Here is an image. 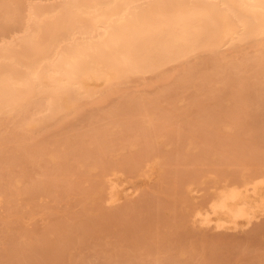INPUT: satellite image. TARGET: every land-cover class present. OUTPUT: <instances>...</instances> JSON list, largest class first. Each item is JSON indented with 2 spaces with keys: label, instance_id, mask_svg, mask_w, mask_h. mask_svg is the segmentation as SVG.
<instances>
[{
  "label": "rangeland",
  "instance_id": "obj_1",
  "mask_svg": "<svg viewBox=\"0 0 264 264\" xmlns=\"http://www.w3.org/2000/svg\"><path fill=\"white\" fill-rule=\"evenodd\" d=\"M52 1L58 2L59 0L18 1L20 8L19 10H14L19 16H17V18H19L17 19L18 21L13 19H6L5 21V17L3 18L4 14L0 11V25L2 26L5 22L2 27L0 26V43L4 42L5 39L6 41L10 39L17 41L18 36L25 31V22H27L31 16L29 12L33 10V8L30 9L28 6L31 4H50ZM263 37L264 36H257L254 38L255 40L250 42H239L237 40L227 43L224 42V44L215 48L213 50L214 52L211 51L212 49L198 48V50L195 49L190 51L182 58H178V60L175 59L165 63L161 67L159 66L160 70L157 67L156 71H154L155 69L153 70L154 72L132 73V75L130 74L124 81L119 80V82L117 81L118 79H115L111 82L104 81L103 83L100 79L94 80V85H92L93 81H91L90 86L91 88L95 87V95L93 93V96L89 95L88 98V95L83 94L82 96L81 94L79 96L81 98H78L79 101L77 100V108L75 106L69 108L70 110H60L53 114L54 117L51 115L52 118L49 116L51 114L50 111L46 109L48 102L45 97L34 98V100L29 103L30 105L27 104L22 110L12 111L10 114L11 116L9 114L0 113V140H2L0 141L2 147H0V150H3L2 153L0 151V157L5 159L3 163L2 159L0 161V169H3L0 170L1 172L3 171L2 173L0 172L2 174L0 175V264H10L11 260L12 264H264L263 216L256 220L253 219L249 224L233 230L227 228L215 229L199 226L196 225V223L192 224V215H190L193 211L192 205L195 204V206H200L205 203L207 205L209 200L208 197L210 198V196L206 195L215 193L221 184H225V182L226 184H231L236 179L241 180L243 178H248L252 176V173L253 175L259 174L260 172L264 173V52L263 55L260 56L261 45H259ZM253 43H255V45ZM260 57H262V59ZM188 65H190V68L187 67ZM185 68L189 69L190 72L185 76H181L183 72H186ZM156 73L158 76H156ZM160 77L162 78L160 79ZM205 78H207V81ZM105 82L109 85L107 83L104 85ZM95 90H93V92ZM157 90L159 91L158 93ZM94 96H96V98ZM101 96L106 98L99 100ZM149 97H151L154 102L150 101ZM43 101H45V103ZM135 101L139 102V105ZM148 101H150V103ZM129 102L136 103V109L135 106L129 109L127 107ZM116 103H119V106ZM35 105L38 106L35 107ZM144 105L146 106L145 109ZM138 108L139 110H137ZM142 110L148 113L147 117L149 118L144 117L147 114L144 111L142 112ZM169 111L172 113H169ZM184 111H186L185 114ZM47 113L50 114L47 115ZM130 113L132 114L130 115ZM206 114L208 116L204 117ZM55 115L57 116L55 117ZM209 115L211 116L209 117ZM46 117L48 118L46 119ZM30 118L31 120H39L40 118V121H35L34 126L33 124H25ZM174 118L177 121L173 120ZM21 119L25 120L23 121ZM122 119L124 120L123 122L121 121ZM165 119L167 121H164ZM156 120H159V124ZM180 121L182 123H180ZM153 123H156L155 126L157 129L152 127L154 125ZM147 124H150L152 129H146L145 126ZM210 124L212 126H207ZM171 125L173 126L171 127ZM204 125H206V128ZM26 126L30 127L26 129ZM194 127H196L195 130ZM190 128L192 131H190ZM211 128L213 130H211ZM95 129H102L107 133V141H104L102 150L98 148L95 149L98 145L95 142H92V145H88L91 144L88 139L89 134H91V131L94 132ZM141 130L142 132H140ZM159 130L160 132L162 131V136L158 133ZM139 133L141 134L139 135ZM199 133L201 134L199 135ZM4 134H7V137H5ZM164 134L166 137H163ZM202 134L205 135L203 136ZM72 135L74 136L72 137ZM145 135L146 138L144 137ZM18 137L21 138L20 141ZM78 137L79 140L81 139V142L75 139ZM162 137L164 138L163 142L159 141V145L157 146V140H161ZM220 137L221 139H219ZM40 138L41 141L44 140L42 142L44 144H42V147H40ZM16 139L18 141H16ZM53 139H55V141ZM69 139L75 140L74 143L73 141L70 143ZM36 140L37 142H35ZM38 140L40 146L38 145L37 147ZM109 140H112V142ZM206 141L207 146H205ZM19 142L23 145L22 149V145H20ZM34 142L35 144H33ZM63 142H65V145ZM143 142L146 143L144 144ZM176 142L178 143L177 145ZM48 143H50V145ZM200 143H203V145ZM46 144H48V146ZM53 144H56L57 147L54 145L56 150H51L53 149ZM74 144L76 146H74ZM129 144L130 146L132 145L131 148H134L136 145L140 150L136 147L138 152L135 153L137 149H130ZM58 145L61 146L59 147ZM14 146L17 148L15 149ZM62 147L64 148V152ZM72 147L77 148L74 149ZM206 147H208V149ZM39 148L41 150H39ZM189 148L191 151L199 149L201 151L205 148L206 158L203 156L205 153L203 150L202 153L199 151V154H193V151L188 152L189 150L187 149ZM195 148L197 149L194 150ZM12 149L15 150L16 153ZM33 150L39 151L36 153V151L33 152ZM45 151L46 153L44 155L42 152ZM47 151L49 155L54 157L56 162L60 159L63 160H60L64 162L62 172H60L61 170L57 165L58 163H53L50 160L45 161L46 158L48 159ZM60 151L65 157L62 155L59 156L61 154ZM165 151L168 154L167 156L164 154L166 153ZM25 152L26 154H23ZM32 152L34 154H32ZM116 152H119L121 156L119 153L117 155ZM8 153H10V156ZM180 153H182V155ZM224 153L229 156V159L224 161L225 163L219 160L220 156ZM16 154L17 156H15ZM78 154L81 156L85 155V159L82 157V161ZM112 154L115 156L113 155V157H111ZM200 154H202L201 157L203 156L205 159L198 157ZM209 154L212 155V158ZM219 154L220 156H217ZM184 155L185 157L183 159ZM44 156H46V158ZM160 156L164 158L161 159ZM192 156L194 159H192ZM16 157L18 159L15 161ZM176 157L177 159H175ZM188 157L190 161L189 159L187 160ZM86 161L87 163L85 164ZM213 161L217 163H213ZM79 162L80 166H78ZM8 164L10 166H8ZM160 164L162 168H160ZM163 164L167 168H164ZM52 165H55L54 167L56 168H53ZM82 166H85V168ZM174 166L176 167L174 168ZM8 167H10V171H8ZM68 167L69 169H67ZM163 168L169 174L162 171ZM103 169H106V171ZM23 170H25V173ZM171 170L172 172H170ZM102 171L105 172V174L108 171V175H101L100 172ZM175 171L178 173L180 171L179 177L177 175L178 173ZM22 173L24 174L22 175ZM54 173H56L55 176ZM161 173H165L166 176L164 174L163 176L160 175ZM48 174L52 175V179ZM99 174L101 175L100 178L98 177ZM108 176H116L117 180L120 181V185L127 187L132 186L133 190L135 189L134 193L130 194L131 196L129 195V197L124 196L120 198V201H116L117 203L107 202L105 199L107 196V188L104 186L106 185L105 182ZM167 177H170L168 178L169 180H166ZM173 177L176 178V180ZM97 180H102L100 182L104 185L102 189L104 194L101 193L100 190L99 192L94 189V187H97L96 184L99 183ZM165 181L167 182L165 183ZM95 182L96 184H94ZM31 183H34L35 186L33 185L32 187ZM167 183L170 189L166 186ZM184 184L187 189V192H185V202L181 201L183 199L180 198L177 193L178 189L181 190L180 187L184 192ZM41 185L42 188H40ZM161 186H163V188H161ZM164 187L167 190H164ZM26 188H28V190ZM161 189L163 191H161ZM92 190L95 191V194L97 193L94 196L96 199L91 197L93 194ZM57 191H59V193ZM91 191L92 193H90ZM80 192L81 195L79 196ZM208 192L211 193L208 194ZM50 193L55 194L51 195ZM61 193H63L64 196ZM101 194L104 196L102 197ZM98 195L101 196L99 198L100 202L97 200ZM204 199L207 200V202ZM94 200H97L99 204L96 202V205L93 204L94 202L92 203V201ZM129 201H132V203ZM201 201H205L204 204H200L202 203ZM101 202H104L103 205ZM127 202L130 204L128 207L126 206ZM124 204L127 211L126 208L123 207ZM94 205L96 207H94ZM134 205L136 208H132ZM119 207L120 211L125 209L126 212L123 211L125 213L121 214V212L112 211L114 209V211H116ZM121 208L124 209L121 210ZM21 211H23L24 214H22V217H19L21 215L18 214L22 213ZM104 211L108 212L103 213ZM108 213L109 215L112 214L110 217H113L111 219L113 222L109 220L110 217L109 215L107 216ZM115 213L117 214L115 215ZM126 213H128V216L124 215ZM132 213L133 218L131 216ZM129 215L131 217H129ZM99 217H102V219H99ZM127 217L131 220L130 223ZM95 218H98L101 222L98 223V219ZM121 218L123 219L120 222ZM107 220L112 224L107 222ZM90 221L93 222L91 223ZM94 221H96L95 225H93ZM131 223L133 224L132 226ZM92 226L94 228H92ZM140 227L141 229L143 228L142 231L141 229L139 230ZM123 229L125 232L122 231ZM41 237L43 239H48L49 242L48 240L43 241ZM39 241H43L42 243H44V245H40L41 243ZM48 243H50V245ZM8 244L11 247H9ZM5 249L7 251H5ZM23 251L24 253H22ZM17 252L19 254H16ZM12 254L17 257L12 256ZM21 255H23V257ZM18 256L20 257L18 258ZM17 258L21 259V261Z\"/></svg>",
  "mask_w": 264,
  "mask_h": 264
},
{
  "label": "bare ground",
  "instance_id": "obj_2",
  "mask_svg": "<svg viewBox=\"0 0 264 264\" xmlns=\"http://www.w3.org/2000/svg\"><path fill=\"white\" fill-rule=\"evenodd\" d=\"M18 1H20V0H0V11L3 12L4 16L3 15L2 16H3V18L5 17L4 18L5 21H6V19L7 20L13 19L15 21H18L17 20V19H19V18H17L18 14L14 11V10H19V8H20ZM52 2L50 4L49 3L31 4V5L28 4V5H30L28 7L30 9L33 8L34 11L33 10H31L33 12L28 11L31 14V16L28 19V21L25 22L26 23V26L24 25L25 31L22 32V34H20L19 36L16 35V36H18L17 41L16 40L13 41L11 39H10L11 41L10 40L6 41V39H5L4 42L0 43V113H2V114H9L10 115L12 113V111H16L19 109L22 110L24 107H26L27 104H29L32 100H34V98L37 99V98L45 97V98H47V102H48L47 106H46L47 108L46 107L45 108L48 109L51 113V114L47 113V115L50 114L49 116H51V115L53 116V114H55L56 112H58L60 110L69 109V108H72L75 106L77 108V105H78L77 102L79 101L78 98H81V97H79L81 94H82V96H83V94L88 95L87 96L88 98H89V95H92L93 93L95 95L96 90H95V87L91 88V86H90L91 81H93L92 85L95 84L94 80H100V79L102 80L103 83H104V81L111 82L112 80H115V79H118L117 81H119V80L124 81V80H126V78L129 77L130 74L132 75V73H134V74L136 72H142V73L145 72L146 73L148 71H153L154 69H155L154 71H156L157 67L159 69V66L161 67L165 63L170 62V61L175 60V59L178 60V58L180 59V57L182 58L183 56L188 54L190 51H193L195 49L198 50V48H202V49L208 48V50L212 49L211 51H213L215 48H218L220 45L224 44V42L225 43L233 42L235 40H237L239 42H241V41L250 42V41L255 40L254 38H256L257 36H264V0H59L58 2H55V1H52ZM11 10H12V12H11ZM1 19H2V17H1ZM15 21H13V22H15ZM2 22H1V24H2ZM4 24H5V22H4ZM13 37H15V36H13ZM1 39H2V37H1ZM258 42H257V44H258ZM253 44L255 45V43H253ZM259 45H261L260 56H262L263 52H264V37L262 39V42H260ZM199 50H201V49H199ZM256 53H257V51H256ZM260 58L262 59V57H260ZM203 63H204V61H203ZM260 63H262V62H260ZM189 66L190 65H188L187 67H189ZM260 69H261V67H260ZM181 70H182V68H181ZM185 70H186V72H183V73L181 71V73H182L181 76H183V75L185 76V75L189 74L190 70L186 69V68H185ZM174 74H176V73H174ZM212 74H213V72H212ZM178 75L180 76L179 73H178ZM156 76H158L157 73H156ZM161 76H162V74H161ZM162 77H160V79ZM173 77H176V76H173ZM190 77H191V75H190ZM180 78H183V77H180ZM202 78H203V76H202ZM205 79L207 81V78H205ZM224 79H225V77H224ZM182 80H184V79H182ZM117 81H115V82H117ZM171 81H173V80H171ZM201 81H204V80H201ZM107 82H105L104 85H106ZM186 84H187V82H186ZM166 86H168V85H166ZM160 87H161V85H160ZM172 87H173V85H172ZM107 89H109V88H107ZM93 90H95V91L93 92ZM107 91H106V93H107ZM111 91H113V90H111ZM158 92L159 91L157 90V93ZM125 94H126V92H125ZM103 96H105V95H103ZM94 97L96 98V96H94ZM102 98L105 99L106 97L104 98L101 96L99 100H101ZM137 98H139V97H137ZM137 98H136V100H137ZM149 98H150V101L154 102V100L151 99V97H149ZM236 98H237V96H236ZM142 99H143V97H142ZM39 100H41V99H39ZM150 101H148V102L150 103ZM43 102L45 103V101H43ZM80 102H79V105H80ZM142 102H143V100H142ZM142 102H141V104H142ZM153 102H151V103H153ZM136 103L139 105V102H136ZM136 103L129 102L127 107L130 109V108H133V106H135V109H136V106H137ZM38 105H35V107ZM78 107H80V106H78ZM114 108H115V105H114ZM145 108H146V106L144 107V109ZM73 109H75V108H73ZM110 109H111V106H110ZM137 110H139V108ZM45 111H47V110H45ZM143 111L145 112V110H142V112ZM23 112H24V110H23ZM76 112H77V109H76ZM96 112H98V111H96ZM120 112H122V111H120ZM172 112H173V110H172ZM172 112L169 111V113H172ZM185 112L186 111H184V114H185ZM18 114H21V113H18ZM131 114L132 113H130V115ZM146 114L147 115L144 117L149 118V117H147L148 113H146ZM203 114H204V112H203ZM29 115H28V117H29ZM103 115H105V114H103ZM171 115H174V114H171ZM213 115H215V114H213ZM52 116H51V118H52ZM56 116L57 115H55V117ZM206 116H208V115L206 114L204 117H206ZM210 116L211 115H209V117ZM6 117H8V116H6ZM48 117H46V119ZM163 117H164V115H163ZM182 118H183V116H182ZM57 119H58V117H57ZM160 119H163V118H160ZM21 120L24 121L25 119H21ZM51 120H53V119H51ZM173 120H175V118ZM35 121H40V118H39V120H31V118H30V120L25 122V124H27V125L33 124V126H34ZM113 121H115V120H113ZM121 121L123 122L124 120L122 119ZM144 121H146V120H144ZM164 121H167V120L165 119ZM175 121H177V120H175ZM109 122H110V120H109ZM141 122H142V120H141ZM146 122H148V121H146ZM157 122L159 124V120ZM51 123H54V122H51ZM171 123H172V121H171ZM180 123H182V122L180 121ZM153 124L154 125L152 127L157 129L155 126L156 123H153ZM173 125H171V127ZM199 125H200V123H199ZM199 125H198V127H199ZM37 126H39V125H37ZM97 126H99V125H97ZM113 126H110V127L114 128ZM204 126L206 128V125H204ZM207 126H212V125L210 124ZM27 127H30V126H26V129H27ZM152 127L150 126V124H147L145 126V128L149 129V130H150V128L152 129ZM180 127H182V126H180ZM196 127H194V130L196 129ZM202 127H203V125H202ZM37 128H40V127H37ZM106 128H107V126H106ZM129 128H131V127H129ZM92 129H90V130H92ZM127 129H128V127H127ZM171 130H172V128H171ZM211 130H213V129L211 128ZM107 131H108V128H107ZM162 131H163V129H162ZM190 131H192L191 128H190ZM190 131H189V133H190ZM140 132H142V130ZM161 132L159 130L158 133L161 134V136H162ZM169 132H172V131H169ZM169 132H167V133H169ZM186 132H188V131H186ZM186 132H185V134H186ZM201 132H203V131H201ZM153 133H154V131H153ZM140 134L141 133H139V135ZM200 134L201 133H199V135ZM4 135H5V137H7L6 136L7 134H4ZM127 135H128V133H127ZM149 135H151V134H149ZM177 135H178V133H177ZM73 136L74 135H72V137ZM78 136H79V134H78ZM80 136H82V135H80ZM154 136H155V134H154ZM164 136H165V134L163 135V137ZM1 137H3V136H1ZM75 137H76V135H75ZM109 137H112V136H109ZM144 137L146 138V135ZM163 137L161 140H157L158 141L157 146L159 145V141L163 142V139H164ZM168 137H169V135H168ZM9 138H10V136H9ZM18 138L20 141L21 138L20 137H18ZM232 138H235V137H232ZM3 139H5V138H3ZM59 139H61V138H59ZM71 139H73V138H71ZM71 139H69L70 143H71V141H73ZM75 139L79 140V137L75 138ZM84 139H85V137H84ZM88 139L91 142V144H88V145H92V142H95L98 144L95 147V149L98 148L99 150H102L104 141H107V133L104 132L102 129H95L94 132L91 131V134H89ZM219 139H221V137ZM39 140L41 141V138ZM39 140H38L37 147H38V145L40 146ZM53 140L55 141V139H53ZM200 140H201V138H200ZM0 141H2V140H0ZM16 141H18V140L16 139ZM43 141H41L40 147H42ZM64 141H68V140H64ZM74 141H73V143H74ZM35 142H37V140ZM35 142L33 144H35ZM110 142H112V140ZM147 142H148V140H147ZM63 143L65 145V142H63ZM70 143H69V145H70ZM19 144L22 145L20 142H19ZM33 144H32V146H33ZM48 144L50 145V143H48ZM48 144H46V145L48 146ZM177 144L178 143L176 142V145ZM200 144L203 145V143H200ZM206 144H207V141L205 143V146H207ZM225 144H226V142H225ZM54 145L56 146V144H53V147H52L53 149H51L50 146H49V148L51 150H56ZM64 145H63V147H64ZM83 145H86V144H83ZM15 146H16V144H15ZM72 146H73V144H72ZM74 146H76V145L74 144ZM105 146H106V144H105ZM129 146H130V144H129ZM131 146H130V149H134V150L137 148L139 149V147H137L136 145L134 148L133 147L131 148ZM147 146H148V144H147ZM157 146H156V149H157ZM0 147H1V145H0ZM24 147H26V146H24ZM16 148L17 147H15V149ZM22 148H23V145H22L21 149ZM49 148H47V149H49ZM64 148L62 149L63 152H64ZM72 148H74V147H72ZM76 148H74V149H76ZM176 148H177V146H176ZM198 148H200V147H198ZM206 148L208 149V147H206ZM89 149H90V147H89ZM138 149H137V151H135V153L138 152ZM196 149L197 148H195L194 150H196ZM204 149L205 148H203L202 150L204 151ZM39 150H41V149L39 148ZM58 150H60V149H58ZM187 150H189L188 152L193 151V150L191 151L190 148ZM202 150L200 151V149H199V150L193 151V154L194 153L199 154L198 153L199 151L202 153L203 152ZM2 151H1V153H2ZM6 151L9 152L8 150H6ZM13 151L16 153L15 150H13ZM20 151H19V153H20ZM34 151H36V150H33V152ZM38 151H36V153H38ZM170 151H172V150H170ZM33 152H32V154H34ZM10 153H8L9 156H10ZM42 153H44V155H45L46 151L42 152ZM60 153H61V151H60ZM118 153H117V155H118ZM163 153H161V154H163ZM168 153H173V152H168ZM174 153H177V152H174ZM23 154H26V152ZM23 154H22V156H23ZM68 154H69V152H68ZM102 154H104V153H102ZM144 154H146V153H144ZM164 154H166V156L168 155L167 152ZM180 154L182 155V153H180ZM180 154H178V155H180ZM183 154L187 155L186 153H183ZM205 154H206V152L204 153L203 156H205ZM19 155H21V154H19ZM61 155L65 157V155H63V153H61L59 156H61ZM78 155H80V154H78ZM85 155H86V152H85ZM113 155L114 154H112L111 157H113ZM119 155L121 156L120 153H119ZM185 155L183 156V159H184ZM201 155L202 154H200V156H198V157H201ZM15 156H17V154ZM84 156L80 155L82 161H83L82 157H84ZM143 156H145V155H143ZM188 156L191 157L190 155H188ZM193 156H196V155H193ZM203 156L201 157V159L206 158V156H205V158ZM210 156L212 158V155H210ZM217 156H220V154ZM11 157H13V156H11ZM44 157L46 158V156H44ZM189 157L187 158V160L189 159ZM22 158H24V157H22ZM33 158H35V157H33ZM160 158L162 159L164 157L160 156ZM211 158H209V159H211ZM1 159L2 158L0 157V161H1ZM16 159H18V158L16 157L15 161H16ZM46 159H45V161L50 160L53 163L56 162V160H54V157L52 155H49V152H48V159L47 160ZM84 159H85V157H84ZM115 159H119V158H115ZM169 159H170V157H169ZM175 159H177V157ZM192 159H194V157ZM226 159H229V156L225 153L222 154L219 158V160L222 162H224ZM3 160H5V159H2V163H3ZM11 160H9V161H11ZM60 160L63 161L62 159H60ZM60 160H58V162H56V164L58 163L57 165L61 170L60 172H62V170L64 168V165H63L64 162H61ZM163 161H165V160H163ZM166 161H167V159H166ZM189 161H190V159H189ZM7 163H9V162H7ZM86 163H87V161L85 162V164ZM205 163H207V162H205ZM213 163H217V162L213 161ZM169 164L171 165L170 162H169ZM42 165H43V163H42ZM47 165H49V164H47ZM165 165H166V163H165ZM165 165L163 164L164 168H167L168 166L166 165L167 166L166 167ZM8 166H10V165L8 164ZM54 166H53V168H56ZM78 166H80V162H79ZM161 166L162 165L160 164V168H162ZM82 167L85 168V166H82ZM175 167L176 166H174V168ZM8 168H9L8 171H10L11 170L10 167H8ZM84 168H82V169H84ZM164 168L162 171L167 172L166 170H164ZM67 169H69V167ZM0 170H3V169H0ZM56 170H58V169H56ZM103 170L106 171V169H103ZM6 171H7V169H6ZM23 171L25 173V170H23ZM50 171H51V169H50ZM21 172H19V173H21ZM47 172H49V171H47ZM102 172H100L101 175H104L105 172H103V173ZM107 172H106V174H107ZM170 172H172V170ZM1 173H0V175H2ZM24 173H22V175ZM176 173H178V172H176ZM163 174L166 176L165 173H161L160 175L163 176ZM179 174H180V171L177 174L178 177H179ZM185 174H187V173H185ZM48 175H50V174H48ZM55 175H56V173H54V176ZM101 175L99 174L98 177L100 178ZM112 175H115V174L113 173ZM177 175H175V176H177ZM18 176H20V175H18ZM96 176H97V174H96ZM162 176H160V177H162ZM14 177H15V175H14ZM46 177H47V175H46ZM49 177L52 179V175H50ZM113 177H109V176L107 177V181L105 180L106 181L105 186L103 185L102 182H100L102 180H100V181L97 180V181H99L98 184H96V182L94 183L97 185V187H96L97 189L95 187H94V189L98 190V191L100 190L101 193H103V190H102L103 186L107 188V191H106L107 193L104 191L107 195L105 198L107 202L117 203L116 201H118L120 198H122L124 196L129 197L130 194L134 193L135 189L133 190L132 186H131L132 187L131 188V187L120 185L119 184L120 181L117 180L116 176H113ZM56 178H57V176H56ZM61 178H63V177H61ZM168 178H170V177H167L166 180H169ZM53 179H54V177H53ZM174 179L176 180V178H174ZM175 180H174V182H175ZM46 181H48V180H46ZM16 182H18V181H16ZM166 182L167 181H165V183ZM180 182H182V181H180ZM172 183H173V181H172ZM177 183H178V181H177ZM33 185H34V183L32 184V187H33ZM39 186H40V184H39ZM45 186H47V185H45ZM166 186H168V183L166 184ZM218 186H220V185H218ZM175 187H176V185H175ZM28 188H29V186H28ZM28 188H26V189L28 190ZM40 188H42V185ZM47 188H48V186H47ZM161 188H163V186H161ZM168 188H169V186H168ZM184 188H185V184H184ZM184 188H183L184 192L182 191L181 187H180L181 190H179V189L177 190L178 191L177 193L179 194V197L183 199V200H181L183 202H185L184 201V199L186 197L185 192H187V189L186 188L184 189ZM48 189H50V188H48ZM158 189H160V188H158ZM89 190H91V189H89ZM164 190H167V189H165V187H164ZM32 191H33V189H32ZM92 191H93L94 195L92 194L91 197L93 199H96V197H94V196L97 193L95 194V191L94 190H92ZM92 191L90 193H92ZM98 191H96V192H98ZM161 191H163V190L161 189ZM18 192H19V188H18ZM24 192H25V190H24ZM29 192H30V190H29ZM57 192L59 193V191H57ZM211 192H208V194ZM8 193H10V192H8ZM52 193H50V194L51 195L55 194V193L54 194H52ZM61 194H63V193H61ZM57 195H60V194H57ZM80 195H81V192L79 193V196ZM63 196H64V194H63ZM101 196H102V194H101ZM101 196L98 195V198H97V200H99L98 202H100L99 198ZM193 196H195V195H193ZM206 196H210V198L208 197V199H209L208 202H207V200L204 199L207 202V205H206V203L204 204L205 201L204 202L201 201L202 203H200V204H204L205 206L204 205L195 206V204L192 205L193 211L190 214V215H192V224L196 223V225H199V226L210 227V228H215V229L227 228V229H233V230L237 229L239 227L245 226V225L249 224L253 219L256 220L257 218L259 219V217H261V216L264 217V173L260 172L259 174H256V175H253V173H252V176H250L248 178H243L241 180L236 179L231 184H228V183L226 184V182H225V184H221V186L215 191V193H213L212 195H206ZM8 197H10V196L8 195ZM10 199H11V197H10ZM102 199H101V201H102ZM144 199H145V197H144ZM97 200L92 201V203L94 202L93 204L96 205V203H98ZM129 202L132 203V201H129ZM103 203H102V205H103ZM127 203H126V206L128 207L130 204L128 203V205H127ZM95 205H94V207H96ZM126 206L124 204L123 207L126 208ZM120 207L117 209L119 210ZM133 207L136 208L135 205L132 206V208ZM117 209H116V211H114L115 209L112 211L113 212H121V214L125 213L127 211V208H126V211L124 208H123L124 210L121 208V210H123L125 212L120 211V210L118 211ZM21 212L22 213L18 214V215H21L19 217H22V214H24L23 211H21ZM107 212L104 211L103 213H107ZM113 212H112V214L114 216ZM110 213H111V211H110ZM101 214H100V216H101ZM112 214L109 215V213H108L107 216L109 215V217H110V216H112ZM116 214L117 213H115V215ZM127 214L128 213H126L124 215L126 216ZM104 215H106V214H104ZM131 216L133 218V213L131 214ZM131 216L129 215V217H131ZM129 217H127V218L129 219ZM112 218L113 217H110L109 220H111ZM116 218H117V216H116ZM95 219H98V218H95ZM99 219H102V217H99ZM99 219H98V223L101 222V221H99ZM122 219L123 218H121L120 222L122 221ZM82 220L86 221L85 219H82ZM96 221H94L93 225L96 224ZM90 222L92 223L93 221H90ZM107 222H110V221L107 220ZM111 222H113V221L111 220ZM111 222H110V224H112ZM128 222L130 223L131 220L129 219ZM104 225H105V223H104ZM132 225L133 224L131 223V226ZM140 225H141V223H140ZM105 227H106V225H105ZM69 228H71V227H69ZM92 228H94V227L92 226ZM122 228H125V227H122ZM144 228H146V227H144ZM65 229H68V228H65ZM86 229H88V228H86ZM140 229H141V227L139 228V230ZM142 229H141V231H142ZM122 231H124V229ZM45 240H48V239H43V241H45ZM52 241H53V239H52ZM39 242L41 243L40 245H44V243H42L41 241H39ZM48 242H49V240H48ZM46 244H47V242H46ZM48 244L50 245V243H48ZM51 245H53V244H51ZM9 247H11V246L9 245ZM9 247H7V248H9ZM6 249H5V251H7ZM11 251H13V250H11ZM22 253H24V251ZM55 253L57 254L56 251H55ZM16 254H19V253L17 252ZM6 255H9V254H6ZM12 256H15V255L12 254ZM21 256L23 257V255H21ZM57 256H58V254H57ZM15 257H17V256H15ZM19 257L20 256H18V258ZM7 259H8V257H7ZM217 259H218V257H217ZM18 260L21 261V259H18ZM29 261H30V258H29ZM10 264H12V260H11Z\"/></svg>",
  "mask_w": 264,
  "mask_h": 264
}]
</instances>
